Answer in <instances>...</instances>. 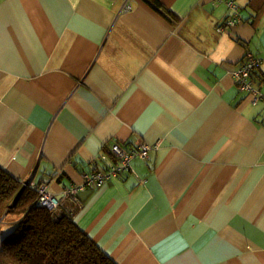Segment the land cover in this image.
<instances>
[{"label": "crops", "instance_id": "0c3cea01", "mask_svg": "<svg viewBox=\"0 0 264 264\" xmlns=\"http://www.w3.org/2000/svg\"><path fill=\"white\" fill-rule=\"evenodd\" d=\"M229 1L234 26L216 0H0V168L116 264H264V100L234 82L250 56L264 92V0ZM156 142L64 200L113 144Z\"/></svg>", "mask_w": 264, "mask_h": 264}, {"label": "trees", "instance_id": "16d2710c", "mask_svg": "<svg viewBox=\"0 0 264 264\" xmlns=\"http://www.w3.org/2000/svg\"><path fill=\"white\" fill-rule=\"evenodd\" d=\"M3 216L11 230L2 239L0 264H116L77 228L69 212L39 207L29 184L0 168Z\"/></svg>", "mask_w": 264, "mask_h": 264}, {"label": "built area", "instance_id": "2783aa9c", "mask_svg": "<svg viewBox=\"0 0 264 264\" xmlns=\"http://www.w3.org/2000/svg\"><path fill=\"white\" fill-rule=\"evenodd\" d=\"M216 2L225 3V5L231 10V15L225 22L227 26H234L236 22L240 21V10L232 1L216 0ZM131 9L132 5L129 0H122L121 12L127 13L131 11ZM218 30L222 31V29ZM259 63V60L248 56L234 72V82L237 88L241 92L249 95V102L251 104H257L259 101L264 100V92L255 88L251 81L252 73L258 67ZM159 143L160 142H156L154 144L141 143L130 150H124L118 144H113L110 147V152L116 161L104 172L94 171L83 173L79 184L64 189V200L77 203L78 194L83 192L85 189L89 187H101L106 181L115 178L122 173L133 172L131 162L135 159L146 160L149 157L150 152L158 149ZM27 184H29V186L35 191L36 202L39 207L49 212H56L61 209V201L49 193L44 184H36L33 181H29Z\"/></svg>", "mask_w": 264, "mask_h": 264}, {"label": "rangeland", "instance_id": "374dc122", "mask_svg": "<svg viewBox=\"0 0 264 264\" xmlns=\"http://www.w3.org/2000/svg\"><path fill=\"white\" fill-rule=\"evenodd\" d=\"M5 224V223H4ZM4 225L2 224V226H0V236H1V234L3 233V232H5L6 231V227H3Z\"/></svg>", "mask_w": 264, "mask_h": 264}, {"label": "water", "instance_id": "95a60500", "mask_svg": "<svg viewBox=\"0 0 264 264\" xmlns=\"http://www.w3.org/2000/svg\"><path fill=\"white\" fill-rule=\"evenodd\" d=\"M28 183V181L25 183V184H27ZM5 216V215H4ZM4 216L0 219V222L2 221V219L4 218Z\"/></svg>", "mask_w": 264, "mask_h": 264}]
</instances>
